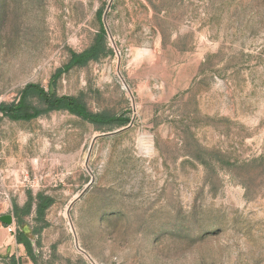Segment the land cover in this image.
<instances>
[{
    "label": "rangeland",
    "instance_id": "374dc122",
    "mask_svg": "<svg viewBox=\"0 0 264 264\" xmlns=\"http://www.w3.org/2000/svg\"><path fill=\"white\" fill-rule=\"evenodd\" d=\"M31 82L127 118L0 112V209L54 199L31 264H264V0H0V103Z\"/></svg>",
    "mask_w": 264,
    "mask_h": 264
},
{
    "label": "trees",
    "instance_id": "16d2710c",
    "mask_svg": "<svg viewBox=\"0 0 264 264\" xmlns=\"http://www.w3.org/2000/svg\"><path fill=\"white\" fill-rule=\"evenodd\" d=\"M110 51L111 49L108 47L106 41L105 30L100 28L93 43L80 52H73L69 61L56 71L54 77L59 76L62 72L74 66L85 65L90 60H97ZM30 97L37 98L43 102L45 107L37 108L30 105L28 102ZM49 110H66L97 126L123 124L127 121V118L121 115H111L106 112H90L85 104L77 97L70 95H55L52 90V83L47 90L38 83H27L21 90L17 101L8 104L0 103V112L12 120H30ZM53 202L54 199L52 196L38 192L34 197L30 193H27V200L21 207L13 204V214L18 226L15 230L16 240L18 243L23 244L33 261L35 260V256L33 254L30 234L33 235L34 232L31 231L29 234L22 230V227L26 225L23 216L31 214L32 207L34 206L35 220L42 221L46 209ZM12 260L13 264H21L20 260H16L14 257Z\"/></svg>",
    "mask_w": 264,
    "mask_h": 264
},
{
    "label": "crops",
    "instance_id": "0c3cea01",
    "mask_svg": "<svg viewBox=\"0 0 264 264\" xmlns=\"http://www.w3.org/2000/svg\"><path fill=\"white\" fill-rule=\"evenodd\" d=\"M24 202L17 203L19 207L23 206ZM0 200V206H1ZM1 208V207H0ZM7 208V207H6ZM13 214V206L11 205L9 209H0V215L2 214ZM14 217V214H13ZM14 231L8 230V225L0 222V255H4L7 257L15 258L16 260H20L21 264H31L29 258L25 256V247L23 244L18 243L16 240L15 230L17 227L14 217V223L10 225Z\"/></svg>",
    "mask_w": 264,
    "mask_h": 264
},
{
    "label": "water",
    "instance_id": "95a60500",
    "mask_svg": "<svg viewBox=\"0 0 264 264\" xmlns=\"http://www.w3.org/2000/svg\"><path fill=\"white\" fill-rule=\"evenodd\" d=\"M120 130H122V129H119V130L111 132V133H116V132H118ZM111 133H104V134H101V135H98V136L108 135V134H111ZM0 222L3 223V224H6L8 226L12 225L14 223L13 214L12 213H8V214L0 215Z\"/></svg>",
    "mask_w": 264,
    "mask_h": 264
},
{
    "label": "built area",
    "instance_id": "2783aa9c",
    "mask_svg": "<svg viewBox=\"0 0 264 264\" xmlns=\"http://www.w3.org/2000/svg\"><path fill=\"white\" fill-rule=\"evenodd\" d=\"M8 230L14 231V229L11 226H8Z\"/></svg>",
    "mask_w": 264,
    "mask_h": 264
}]
</instances>
